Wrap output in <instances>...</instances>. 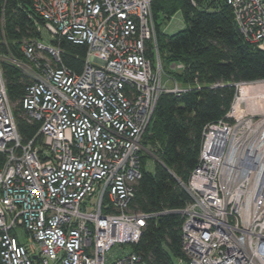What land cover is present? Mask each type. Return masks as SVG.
I'll return each mask as SVG.
<instances>
[{"label":"built area","instance_id":"built-area-1","mask_svg":"<svg viewBox=\"0 0 264 264\" xmlns=\"http://www.w3.org/2000/svg\"><path fill=\"white\" fill-rule=\"evenodd\" d=\"M24 1L42 23L22 42L23 60L0 54V264H147L126 250L153 216L131 210L143 137L162 94L190 90L162 69L153 0ZM227 3L264 50V0ZM63 40L87 46L81 73L63 65ZM4 62L29 82L23 110L38 125L29 140ZM233 87L225 117L204 129L185 186L192 200L174 211L184 219L179 264H264V79Z\"/></svg>","mask_w":264,"mask_h":264},{"label":"trees","instance_id":"trees-1","mask_svg":"<svg viewBox=\"0 0 264 264\" xmlns=\"http://www.w3.org/2000/svg\"><path fill=\"white\" fill-rule=\"evenodd\" d=\"M152 13L162 69L190 90L162 94L144 134L142 178L131 210L153 216L139 242L126 250L147 264H179L184 219L174 211L192 200L185 186L198 166L204 129L229 111L235 95L233 83L264 79V50L241 35L227 0H153ZM179 13L185 27L166 33L164 28ZM35 21L42 23L30 1L0 3V54L23 60L22 42L38 37ZM61 46L63 65L81 73L87 46L66 40ZM147 57L155 66L152 42L147 44ZM173 63H181L185 69L170 72ZM3 70L18 130L29 140L38 125L30 124L23 110L28 79L8 62L3 63ZM152 157L159 162L150 171L146 161Z\"/></svg>","mask_w":264,"mask_h":264},{"label":"rangeland","instance_id":"rangeland-1","mask_svg":"<svg viewBox=\"0 0 264 264\" xmlns=\"http://www.w3.org/2000/svg\"><path fill=\"white\" fill-rule=\"evenodd\" d=\"M179 19H182L181 14H177L175 17L172 18V20L167 24V26L164 28L165 32L168 34H174L178 31H180L181 29H183L185 27V24L183 23L181 26L180 24L177 23V21ZM40 29L42 31H46L43 24H40ZM44 33V32H43ZM45 35H48L47 33H44ZM42 35V38L44 39L46 36ZM6 63V62H4ZM172 65V64H171ZM170 65V66H171ZM164 71V70H163ZM157 162H159L158 160L154 159V157L150 158L149 160L146 161V167L147 169H149L150 171H152L155 167V165L157 164ZM36 247H38V245H36Z\"/></svg>","mask_w":264,"mask_h":264},{"label":"crops","instance_id":"crops-1","mask_svg":"<svg viewBox=\"0 0 264 264\" xmlns=\"http://www.w3.org/2000/svg\"><path fill=\"white\" fill-rule=\"evenodd\" d=\"M177 23L180 24V26H181V25L184 23V22H183V19H179V20L177 21ZM181 30H182V29H181Z\"/></svg>","mask_w":264,"mask_h":264},{"label":"bare ground","instance_id":"bare-ground-1","mask_svg":"<svg viewBox=\"0 0 264 264\" xmlns=\"http://www.w3.org/2000/svg\"><path fill=\"white\" fill-rule=\"evenodd\" d=\"M246 91V89H244V92Z\"/></svg>","mask_w":264,"mask_h":264}]
</instances>
